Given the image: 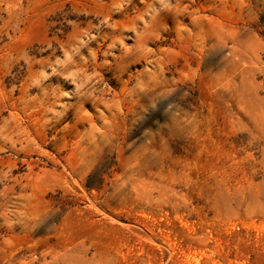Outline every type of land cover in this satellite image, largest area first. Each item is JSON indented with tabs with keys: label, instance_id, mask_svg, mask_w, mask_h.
I'll list each match as a JSON object with an SVG mask.
<instances>
[{
	"label": "rangeland",
	"instance_id": "rangeland-1",
	"mask_svg": "<svg viewBox=\"0 0 264 264\" xmlns=\"http://www.w3.org/2000/svg\"><path fill=\"white\" fill-rule=\"evenodd\" d=\"M0 264H264V0H0Z\"/></svg>",
	"mask_w": 264,
	"mask_h": 264
}]
</instances>
